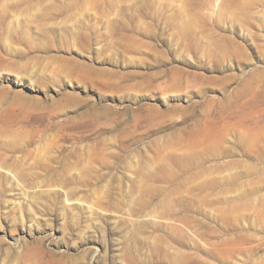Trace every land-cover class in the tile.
Instances as JSON below:
<instances>
[{
    "label": "rangeland",
    "instance_id": "rangeland-1",
    "mask_svg": "<svg viewBox=\"0 0 264 264\" xmlns=\"http://www.w3.org/2000/svg\"><path fill=\"white\" fill-rule=\"evenodd\" d=\"M0 264H264V0H0Z\"/></svg>",
    "mask_w": 264,
    "mask_h": 264
}]
</instances>
